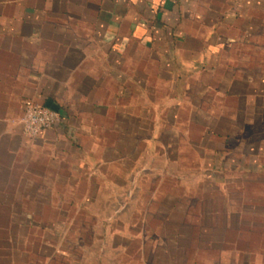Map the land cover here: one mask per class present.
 Segmentation results:
<instances>
[{
  "label": "rangeland",
  "instance_id": "1",
  "mask_svg": "<svg viewBox=\"0 0 264 264\" xmlns=\"http://www.w3.org/2000/svg\"><path fill=\"white\" fill-rule=\"evenodd\" d=\"M147 51L74 173L32 176L11 215L0 208V264H214L237 233L264 230V157L249 155L264 142V96L251 92L264 63L179 65L174 102L170 65Z\"/></svg>",
  "mask_w": 264,
  "mask_h": 264
},
{
  "label": "crops",
  "instance_id": "2",
  "mask_svg": "<svg viewBox=\"0 0 264 264\" xmlns=\"http://www.w3.org/2000/svg\"><path fill=\"white\" fill-rule=\"evenodd\" d=\"M145 49L170 65L174 94L179 65L214 75L224 64L264 63V0H0V208L11 215L32 176L74 173L66 166L101 127L109 96L122 94L126 64H140ZM259 83L251 92L264 96L262 75ZM28 99L61 113L58 127L26 136ZM257 147L249 154L256 160L264 142ZM236 236L243 244L219 249L214 264H264V230Z\"/></svg>",
  "mask_w": 264,
  "mask_h": 264
},
{
  "label": "built area",
  "instance_id": "3",
  "mask_svg": "<svg viewBox=\"0 0 264 264\" xmlns=\"http://www.w3.org/2000/svg\"><path fill=\"white\" fill-rule=\"evenodd\" d=\"M61 115L57 110L28 99L21 117L24 134L37 138L44 131L58 127Z\"/></svg>",
  "mask_w": 264,
  "mask_h": 264
},
{
  "label": "trees",
  "instance_id": "4",
  "mask_svg": "<svg viewBox=\"0 0 264 264\" xmlns=\"http://www.w3.org/2000/svg\"><path fill=\"white\" fill-rule=\"evenodd\" d=\"M60 115H61V113H60ZM62 119H63V117H62V115H61V121H62ZM61 123V122H60ZM174 207H175V205H174ZM9 223V228L11 229V227H13V225L15 224L14 222H8ZM10 229H9V232H10Z\"/></svg>",
  "mask_w": 264,
  "mask_h": 264
}]
</instances>
